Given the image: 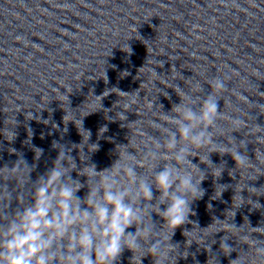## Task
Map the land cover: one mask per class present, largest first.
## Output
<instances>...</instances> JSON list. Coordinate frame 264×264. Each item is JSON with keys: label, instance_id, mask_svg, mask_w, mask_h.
Masks as SVG:
<instances>
[{"label": "clouds", "instance_id": "9594fccd", "mask_svg": "<svg viewBox=\"0 0 264 264\" xmlns=\"http://www.w3.org/2000/svg\"><path fill=\"white\" fill-rule=\"evenodd\" d=\"M126 52L131 54V49L128 47ZM226 79L230 77L207 78L210 91L206 95H201L204 89L199 80H189L188 91L175 87L181 102L174 104L170 113L161 111L163 121H152L162 136L149 137L142 158L129 151L128 145H120L118 158L110 167L98 170L95 163L89 162L79 168L77 176H86V184L71 175L78 168L71 155L72 148L56 142L53 147L58 149V155L34 181L31 173L38 165L29 164L22 155L11 169L4 168L7 178L4 169H0V177L17 182L16 189L11 191L6 184H0V264H116L125 249L133 257L142 253L140 264L145 255H151L154 264H175L172 235L178 227L191 222L192 204L205 195L201 185L206 174L200 164L211 169L215 177L221 175L223 166L213 165L211 153L230 154L241 170L255 165L240 151L248 141L237 143L231 135L244 121L220 110L219 101L224 100L223 93L228 89ZM126 94L132 97L133 93ZM132 98L139 100L138 93ZM222 121L234 130L224 134ZM78 129L83 137L80 160L89 161L83 147L91 133L83 128L81 119ZM255 129L258 130L255 139L264 143V128L255 125ZM106 130L101 128L99 135ZM217 137H224L226 142H217ZM88 147L94 152L99 145ZM262 149L255 153L259 165L264 164ZM33 151L34 160L39 161L43 150ZM191 157H198L199 163H194ZM138 167L147 168L150 178L138 173ZM85 186L88 190L80 197L78 193ZM154 189L158 196L154 195ZM249 189L253 190L251 193L264 194L259 189ZM13 199L18 207L10 212ZM153 213L164 221L162 225L154 222ZM131 228L135 231H129ZM229 238L226 235L220 241L224 255L234 251L227 243ZM255 251L264 261V242L258 241ZM210 260L213 264L216 261L215 257ZM230 264L245 261L239 255Z\"/></svg>", "mask_w": 264, "mask_h": 264}]
</instances>
